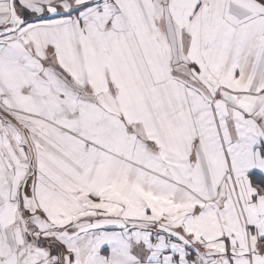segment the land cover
I'll use <instances>...</instances> for the list:
<instances>
[{
  "label": "snow or ice",
  "instance_id": "obj_1",
  "mask_svg": "<svg viewBox=\"0 0 264 264\" xmlns=\"http://www.w3.org/2000/svg\"><path fill=\"white\" fill-rule=\"evenodd\" d=\"M0 264H264V0H0Z\"/></svg>",
  "mask_w": 264,
  "mask_h": 264
}]
</instances>
